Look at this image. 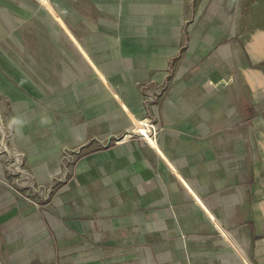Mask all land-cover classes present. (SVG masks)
I'll return each instance as SVG.
<instances>
[{"label": "crops", "instance_id": "crops-1", "mask_svg": "<svg viewBox=\"0 0 264 264\" xmlns=\"http://www.w3.org/2000/svg\"><path fill=\"white\" fill-rule=\"evenodd\" d=\"M233 1L0 0L14 144L53 183L40 210L0 157L2 264H264V57Z\"/></svg>", "mask_w": 264, "mask_h": 264}, {"label": "rangeland", "instance_id": "rangeland-1", "mask_svg": "<svg viewBox=\"0 0 264 264\" xmlns=\"http://www.w3.org/2000/svg\"><path fill=\"white\" fill-rule=\"evenodd\" d=\"M233 4H236L240 30L254 46V56L264 57V0H234ZM225 5L229 8L228 3ZM9 106V100L0 92V157L4 183L26 195L38 209L45 210L52 196L53 183L44 186L34 182L25 153L14 144L16 130L10 119ZM68 155L64 159L67 160ZM3 262L0 258V264Z\"/></svg>", "mask_w": 264, "mask_h": 264}, {"label": "built area", "instance_id": "built-area-1", "mask_svg": "<svg viewBox=\"0 0 264 264\" xmlns=\"http://www.w3.org/2000/svg\"><path fill=\"white\" fill-rule=\"evenodd\" d=\"M143 121L145 122V125H146L147 129L150 131L149 135L148 136L140 135L141 132L140 131L138 132V130H141L143 128H141V126L139 124L134 125V128H133L132 132H133V134L143 138L147 142V144L151 145V144H153L155 142L156 129H155V126H154V124L152 123V121L150 119L146 118Z\"/></svg>", "mask_w": 264, "mask_h": 264}, {"label": "bare ground", "instance_id": "bare-ground-1", "mask_svg": "<svg viewBox=\"0 0 264 264\" xmlns=\"http://www.w3.org/2000/svg\"><path fill=\"white\" fill-rule=\"evenodd\" d=\"M139 125L141 126V128H143V129H141V130H138V132L140 131L141 133H140V135H142V136H144V135H146V136H148L149 135V130L147 129V127H146V125H145V122L143 121V120H141V121H139ZM139 126V127H140ZM138 129V128H137ZM145 132V133H144Z\"/></svg>", "mask_w": 264, "mask_h": 264}]
</instances>
